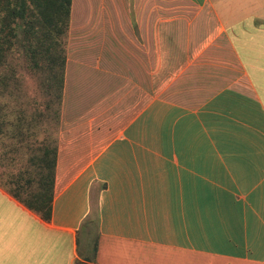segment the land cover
Listing matches in <instances>:
<instances>
[{"label": "crops", "instance_id": "crops-1", "mask_svg": "<svg viewBox=\"0 0 264 264\" xmlns=\"http://www.w3.org/2000/svg\"><path fill=\"white\" fill-rule=\"evenodd\" d=\"M184 1L73 0L51 216L0 185V264H76L94 211L95 264H264V0Z\"/></svg>", "mask_w": 264, "mask_h": 264}, {"label": "trees", "instance_id": "trees-1", "mask_svg": "<svg viewBox=\"0 0 264 264\" xmlns=\"http://www.w3.org/2000/svg\"><path fill=\"white\" fill-rule=\"evenodd\" d=\"M72 2L0 0V185L44 219L52 211ZM89 245L76 264L96 263V236Z\"/></svg>", "mask_w": 264, "mask_h": 264}, {"label": "rangeland", "instance_id": "rangeland-1", "mask_svg": "<svg viewBox=\"0 0 264 264\" xmlns=\"http://www.w3.org/2000/svg\"><path fill=\"white\" fill-rule=\"evenodd\" d=\"M82 1L84 4H87L89 2V4H91L90 1L92 0H80ZM78 0H75V9H77V3ZM166 2V7L169 6H176L175 9H165L164 13L166 14V16H172V15H177L180 14L183 17H192L193 15H196L195 17L199 20V10L198 9H192L190 8V6L184 1V0H165ZM188 12H190V14L188 15ZM188 18V17H187ZM192 27V25H191ZM197 30L201 29L203 27V25H197ZM178 28H183V25L181 26H176V29L178 30ZM70 30H69V37L68 39V43H70ZM68 49H69V45H68ZM94 52H98V50L93 49L90 56L88 57V61L90 64V67H95L96 63H97V59L99 58L98 55L94 54ZM105 59V58H104ZM101 66H105L106 63L102 62L100 63ZM97 68V69H96ZM100 70L98 69V67L91 68V69H87L85 72L84 71H79L77 70L76 72V76H75V81L77 82V84H81V85H85V87H87V85H92L93 83H96L97 81V76H99V79L101 77V73H99ZM28 84L30 86V89L33 93H38L39 94V90H38V85H37V79L35 76H29L28 75ZM157 90L155 89H150V98L152 96H154L156 94ZM1 170V169H0ZM94 218V216H90V218H88L89 223H88V233L87 236L89 238H94L96 233H97V224L96 222L92 221ZM79 251L83 252L86 251L87 249V238H86V233L85 232H81L79 234Z\"/></svg>", "mask_w": 264, "mask_h": 264}]
</instances>
